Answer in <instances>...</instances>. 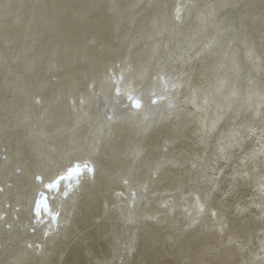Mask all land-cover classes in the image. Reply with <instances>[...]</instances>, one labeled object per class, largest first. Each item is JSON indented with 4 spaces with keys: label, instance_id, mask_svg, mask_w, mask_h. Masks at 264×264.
<instances>
[{
    "label": "bare ground",
    "instance_id": "6f19581e",
    "mask_svg": "<svg viewBox=\"0 0 264 264\" xmlns=\"http://www.w3.org/2000/svg\"><path fill=\"white\" fill-rule=\"evenodd\" d=\"M262 5L0 0V264H264Z\"/></svg>",
    "mask_w": 264,
    "mask_h": 264
},
{
    "label": "water",
    "instance_id": "95a60500",
    "mask_svg": "<svg viewBox=\"0 0 264 264\" xmlns=\"http://www.w3.org/2000/svg\"><path fill=\"white\" fill-rule=\"evenodd\" d=\"M183 2V1H182ZM184 3V2H183ZM185 4V3H184ZM263 6V5H262ZM263 13H264V6H263ZM232 19L234 20V17H232ZM240 35H243V33L242 32H240ZM213 44V40L212 41H209V42H205L203 45L204 46H202V47H206V46H209V45H212ZM239 44H241V43H239ZM206 45V46H205ZM183 49L184 50H186L187 51V48H185V47H183ZM184 50H182V51H184ZM182 53V52H181ZM244 58V55H242V61L244 60L243 59ZM249 71V70H248ZM163 73H160L159 74V77H158V79L160 78H165V76L164 75H162ZM241 75H243V76H241ZM240 77H242V78H245L246 77V71H243V72H241L240 73ZM118 78H120V77H118ZM119 80H121V79H119ZM163 81V80H162ZM117 83H118V81H117ZM118 91V92H117ZM120 91H124L123 90V87H121V86H119L116 90H114L113 91V100L115 99V94H119V92ZM117 92V93H116ZM149 95H152V96H154L153 98H152V100L153 99H155L156 97H158V94H156L157 93V91H155V88L154 87H151L150 89H149V91L147 92ZM156 95V96H155ZM98 96L99 97H101V93H99L98 92ZM138 97H136L135 95L134 96H132V98H137L138 100H140L141 102H139V106H142L143 105V101L141 100V97L139 96V95H137ZM116 102H118V100H116L115 102H114V105H113V107H115L116 106ZM152 102L150 101V103L149 104H151ZM149 106V105H148ZM132 108H136V109H138L136 106H132ZM108 110V112H110V108L109 109H107ZM149 117H150V110L149 109H147V111H146V115L145 116H143V120H145L146 122L148 121V119H149ZM145 127H147V124H146V126ZM223 131H222V134L221 135H223ZM97 147V146H96ZM90 164V163H89ZM76 166H77V164H75ZM74 165V166H75ZM87 167H83L81 170H83V169H86ZM17 170H19V169H17ZM61 176V175H60ZM37 179H39V181H40V178L38 177ZM62 179V178H61ZM60 179V180H61ZM75 180V179H74ZM73 180V181H74ZM59 181V180H58ZM49 187V184H47V186H46V188H48ZM68 187H70L69 186V183H68V185H67V187H66V190H65V192L67 191V188ZM70 189V188H69ZM68 189V190H69ZM53 190H55V189H53ZM64 192V193H65ZM37 197V200L38 201H40L41 199H42V197H45V195H44V193H43V191H39V193H38V195L36 196ZM48 205V204H47ZM47 207H49V206H47ZM44 208V209H43ZM44 210V213H46V214H48L49 213V210L47 209L46 210V208L43 206V207H41V210ZM43 213V214H44ZM42 214V215H43ZM42 215H40V211L39 212H37V214H36V217L33 219L34 221H42V219H41V217H42Z\"/></svg>",
    "mask_w": 264,
    "mask_h": 264
},
{
    "label": "rangeland",
    "instance_id": "374dc122",
    "mask_svg": "<svg viewBox=\"0 0 264 264\" xmlns=\"http://www.w3.org/2000/svg\"><path fill=\"white\" fill-rule=\"evenodd\" d=\"M170 202V201H169Z\"/></svg>",
    "mask_w": 264,
    "mask_h": 264
}]
</instances>
